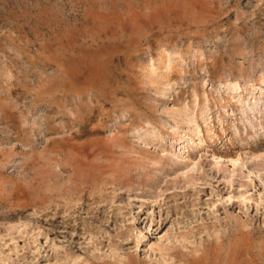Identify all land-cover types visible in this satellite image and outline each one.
Instances as JSON below:
<instances>
[{"label": "rangeland", "instance_id": "374dc122", "mask_svg": "<svg viewBox=\"0 0 264 264\" xmlns=\"http://www.w3.org/2000/svg\"><path fill=\"white\" fill-rule=\"evenodd\" d=\"M264 264V0H0V264Z\"/></svg>", "mask_w": 264, "mask_h": 264}, {"label": "bare ground", "instance_id": "6f19581e", "mask_svg": "<svg viewBox=\"0 0 264 264\" xmlns=\"http://www.w3.org/2000/svg\"><path fill=\"white\" fill-rule=\"evenodd\" d=\"M128 264H130V263H128ZM131 264H135V263H131Z\"/></svg>", "mask_w": 264, "mask_h": 264}]
</instances>
